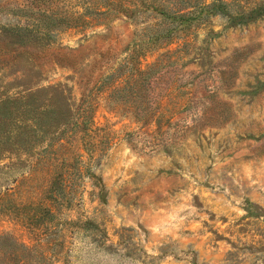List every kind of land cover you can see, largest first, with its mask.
<instances>
[{
	"label": "rangeland",
	"instance_id": "1",
	"mask_svg": "<svg viewBox=\"0 0 264 264\" xmlns=\"http://www.w3.org/2000/svg\"><path fill=\"white\" fill-rule=\"evenodd\" d=\"M88 1L0 0V234L264 264V0Z\"/></svg>",
	"mask_w": 264,
	"mask_h": 264
},
{
	"label": "trees",
	"instance_id": "2",
	"mask_svg": "<svg viewBox=\"0 0 264 264\" xmlns=\"http://www.w3.org/2000/svg\"><path fill=\"white\" fill-rule=\"evenodd\" d=\"M95 1L99 2L98 4H96L98 5V7L94 6L95 2L88 1V4L85 6L86 12H88L91 9H94L95 10L94 15L96 14L100 16L101 14L108 13V11L115 6L114 3L115 0H95ZM102 8H105V10H101ZM161 13H163L162 10ZM169 33L170 31L168 32V34ZM117 91L118 90H114L112 91V93L114 94ZM136 116H138V112H136ZM0 264H49V261L47 259V256L44 254V252H42L36 246L26 245L25 243L19 241L15 237L3 233L0 234Z\"/></svg>",
	"mask_w": 264,
	"mask_h": 264
}]
</instances>
